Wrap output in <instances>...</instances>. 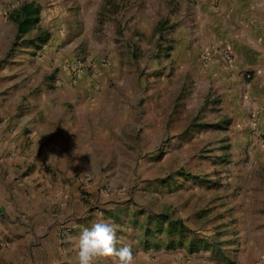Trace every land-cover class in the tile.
Returning a JSON list of instances; mask_svg holds the SVG:
<instances>
[{"label":"rangeland","instance_id":"1","mask_svg":"<svg viewBox=\"0 0 264 264\" xmlns=\"http://www.w3.org/2000/svg\"><path fill=\"white\" fill-rule=\"evenodd\" d=\"M196 1L0 0V84L24 89L23 117L40 95L64 99L45 109L63 119L87 104L90 132L101 131L87 164L53 186L62 259L75 257L83 229L111 220L134 264H264V90L247 113L216 107L196 65L173 53ZM30 2L39 23L15 43L10 16ZM158 215L181 233L159 232Z\"/></svg>","mask_w":264,"mask_h":264},{"label":"crops","instance_id":"2","mask_svg":"<svg viewBox=\"0 0 264 264\" xmlns=\"http://www.w3.org/2000/svg\"><path fill=\"white\" fill-rule=\"evenodd\" d=\"M196 5L184 23L183 39L174 37L173 53L180 50L184 61L196 65L212 87L216 107L238 106L247 113L251 92L264 90V0H197ZM218 47L231 53L232 68L219 56L201 62L202 53ZM246 74L254 78L247 81ZM24 94L14 82L0 84V240L6 245L0 248V264H60L66 259L59 256L56 232L49 227L55 216L53 186L61 187L60 180L79 169V162L87 164V143L101 131L90 132L87 104L56 117L53 107L64 99L50 103L40 95L34 116L23 117L18 106ZM66 261L75 264V257Z\"/></svg>","mask_w":264,"mask_h":264},{"label":"clouds","instance_id":"3","mask_svg":"<svg viewBox=\"0 0 264 264\" xmlns=\"http://www.w3.org/2000/svg\"><path fill=\"white\" fill-rule=\"evenodd\" d=\"M118 225L113 221H102L83 229L77 238L75 264H101L112 258V264H134V256L129 246L116 248Z\"/></svg>","mask_w":264,"mask_h":264},{"label":"trees","instance_id":"4","mask_svg":"<svg viewBox=\"0 0 264 264\" xmlns=\"http://www.w3.org/2000/svg\"><path fill=\"white\" fill-rule=\"evenodd\" d=\"M39 15H40V7L33 3H25L22 4L18 9L14 10V12L11 14L10 19L16 23V36H15V43H17L18 40L23 38L31 29L35 28V26L39 23ZM40 41V45L45 44L47 41V37H44ZM154 220H156V227L158 228V231H166V234L168 236H172L173 234L181 233V227L182 223L180 221H174L170 222L168 217H164L162 215H158L154 217ZM163 221V223H166L165 230H161L162 223L159 221ZM150 224L151 220L148 218L146 227V233L150 234ZM174 244V242H169L167 247H171Z\"/></svg>","mask_w":264,"mask_h":264},{"label":"built area","instance_id":"5","mask_svg":"<svg viewBox=\"0 0 264 264\" xmlns=\"http://www.w3.org/2000/svg\"><path fill=\"white\" fill-rule=\"evenodd\" d=\"M221 57L222 60L225 62L226 66H228L229 68H232L235 64V61L231 55V53L223 47H218L214 53H202L200 60L203 64H208L209 62H212L216 59V57ZM245 77L247 79L250 78V75L246 74ZM74 182L76 183V185L79 187L80 190L83 191V193H86V189L89 187V182L85 179H79V178H75ZM85 200H88V196L86 194L83 195ZM63 236H60V240L62 239ZM63 253H65L64 251H62Z\"/></svg>","mask_w":264,"mask_h":264}]
</instances>
